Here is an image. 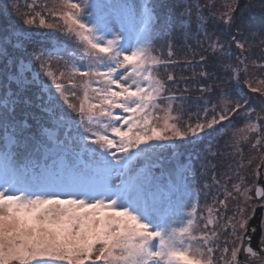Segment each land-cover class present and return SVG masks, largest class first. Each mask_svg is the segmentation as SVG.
Wrapping results in <instances>:
<instances>
[{
  "label": "snow or ice",
  "instance_id": "snow-or-ice-1",
  "mask_svg": "<svg viewBox=\"0 0 264 264\" xmlns=\"http://www.w3.org/2000/svg\"><path fill=\"white\" fill-rule=\"evenodd\" d=\"M29 7L34 11L35 6ZM156 7L153 0H52L43 12L24 15L25 28L49 30L50 38L60 32L65 40L52 45L47 55L34 51L25 61V49L16 62L4 65L0 264H214L217 252L223 264H264V219L259 227L251 223L256 215L252 202L264 209V185L249 186L240 174L254 163L251 157L244 162L245 143L261 153L254 176L259 179L264 171V77L252 75L254 69L264 72V62L248 66L244 32L250 6L241 0L219 6L217 0H196L182 10L181 27L186 36L200 38L196 47L204 53L192 48L184 64L174 59L171 41L166 57L157 53L156 40L171 29L167 20L158 29ZM24 38L28 33L21 30L15 46L23 49ZM9 43V36L0 42V57H8ZM233 46L240 55L236 62L224 63ZM192 64L201 66L202 80L212 78L210 65L223 69L214 86L201 82L200 96L191 102L195 113L185 109L188 89L177 95L170 85L180 80L166 71ZM27 73H34L31 80ZM41 75L52 86L42 105L52 126L29 136L26 121L16 118V107L22 91ZM248 93L259 94V112ZM237 116L247 123L233 128L226 141L234 150L236 182L227 178L231 189L226 187L225 198L214 199L204 215L199 179L211 169L212 184H220L208 158L209 153L217 156L211 146L199 158V173L191 163L179 165L167 180L155 170L164 152L178 156L217 126L225 128L227 122L231 127ZM230 202L235 210L226 215ZM257 233L260 241L254 248Z\"/></svg>",
  "mask_w": 264,
  "mask_h": 264
},
{
  "label": "trees",
  "instance_id": "trees-1",
  "mask_svg": "<svg viewBox=\"0 0 264 264\" xmlns=\"http://www.w3.org/2000/svg\"><path fill=\"white\" fill-rule=\"evenodd\" d=\"M52 0H0V42L3 41L5 36H9L11 43L7 44L8 57H0V97L4 94V83H5V69L4 65L6 60H11L16 62L21 56L22 51L26 49L27 55L25 56V61L32 58L31 54L36 51H43L47 55V50L57 41L63 42L65 37L60 32H55V38H50L49 30L41 29L37 27L25 28L22 24V19L24 15L31 14L35 15L36 12H43V5L45 3L51 4ZM156 4V11L160 17L161 23L157 26L160 29L163 26V22L167 20L169 22V28L171 29L170 33L164 34L161 33V38L157 39L155 42V47L158 54H163L165 57L168 52V44L171 41L173 50L176 53L174 59H178L181 64L191 58L190 52L192 48H195L196 52L199 54L203 53L202 47H196L199 37L188 34L186 36L185 30L181 27V17L179 13L184 10L189 4H195L196 0H153ZM201 3H204L205 0H200ZM225 0H217L218 6L223 4ZM15 3L17 5L16 9H12L11 5ZM264 3V0H241V4H248L250 7L248 9V15L245 20V32L244 39L248 42L249 51L246 53L248 59V66L250 69L253 68L252 61H255L257 64L264 62V9H262L261 4ZM9 6V10L5 11V6ZM30 5L35 6L34 11L29 7ZM38 25V18H37ZM21 30H24L28 33V38L23 40V49L15 46L17 44L16 36L20 35ZM194 31V27H193ZM231 37H229L230 39ZM206 47L207 42H203ZM232 55L231 59L225 58L224 63H233L236 62L237 56L240 55V50L235 49L233 46L230 49ZM196 60L199 59L197 55ZM9 68L12 67L10 63ZM54 66L55 62H54ZM59 66L63 67V61H60ZM241 68H244V65H240ZM215 68V72L213 69ZM37 71L38 66H37ZM202 70L201 66L197 64L188 65L186 67H175L168 68L166 71H173L177 79L180 80L179 84H171L170 88L175 91L177 95H180L185 88L188 89V92L185 93L189 103L185 105V109L188 112L195 113L197 111L196 107L192 105V101H195L199 98V87L201 82L206 83L210 86H214L215 83L219 82V77L223 76V69L218 64H213L208 67V72L211 75V79L202 80L199 76L200 71ZM166 71L162 70L161 75L163 78H166ZM27 78L31 80L34 73H27ZM243 78V73L241 74ZM252 75L255 79L259 80L264 77V72L260 69H254ZM181 77L186 78L188 83H185ZM51 82L47 77L41 75L40 81L37 84H32L27 89L21 93V102L16 107V118L17 120L26 121L28 125L27 135L32 136L39 132L41 127H51V122L48 119L46 112L43 110L42 105L48 99V88H51ZM43 89V93L41 92ZM12 90H15V85H12ZM218 90V89H217ZM54 91V89H53ZM245 92H248L247 88L244 89ZM250 96L254 97L253 105L258 106L259 104V94L257 93H248ZM27 101V102H25ZM201 104L203 101L200 102ZM259 108V107H258ZM260 109H257L259 112ZM71 115L75 116L74 113ZM255 119V114H253ZM247 121H244L240 116L235 117L233 120L232 126H228L225 122V128L218 127L216 132H213L211 136H205L201 141L195 145H189L180 150V155L173 156L171 152H164L160 159V166L155 170L157 176H163L165 180L168 179L169 174L173 172L181 164L191 163L195 166L196 171L201 172L200 168V159L206 153H209V148L211 146V152H216L217 156L212 157L209 153L208 158L212 164L216 165L215 173L218 180H220L219 185L212 184L211 175L212 170L208 169V174L199 179V184L201 186V195L199 199V211L203 212L204 215H207L206 207L213 203L214 199H224L225 198V188L228 190L231 189V183L228 182V177H231V182H236L235 176V164L232 163L233 156L231 155L234 151L231 147L226 146V141L232 134L233 128H238L246 124ZM224 131H227V135H222ZM2 132V130H0ZM63 138V137H62ZM255 138V136H254ZM253 139V138H252ZM255 141V140H254ZM242 152L244 162H247L248 158H252L254 163L251 168L245 167L241 170V175H243L249 186L257 184V178L254 176L255 164L259 163V159L252 156L251 145L245 143L242 145ZM260 154V153H259ZM237 163L239 158H235ZM232 164V170H229V165ZM209 183L211 187L209 189H204L203 185ZM207 193V194H205ZM255 194V189L253 187L252 193ZM255 207L260 206V202H252ZM235 210V202H230L228 211L226 215H231ZM223 213L224 210L221 209ZM223 246L221 241V247ZM216 261L214 264H223L222 261H219L220 252L216 254Z\"/></svg>",
  "mask_w": 264,
  "mask_h": 264
},
{
  "label": "water",
  "instance_id": "water-1",
  "mask_svg": "<svg viewBox=\"0 0 264 264\" xmlns=\"http://www.w3.org/2000/svg\"><path fill=\"white\" fill-rule=\"evenodd\" d=\"M257 184L264 185L262 172L260 174L259 179L257 180ZM263 211H264V209H262L260 206L256 207V215H255L253 221H251V223L253 224L254 227H259L260 221L262 220ZM259 238H260V235L258 233L253 234V247L254 248H258ZM240 259H241V261H243V259H244L243 255L240 256Z\"/></svg>",
  "mask_w": 264,
  "mask_h": 264
},
{
  "label": "rangeland",
  "instance_id": "rangeland-1",
  "mask_svg": "<svg viewBox=\"0 0 264 264\" xmlns=\"http://www.w3.org/2000/svg\"><path fill=\"white\" fill-rule=\"evenodd\" d=\"M259 105V104H258ZM253 107H255L256 108V110L257 109H259L258 108V106L255 104V106L253 105ZM262 123H264V121H262ZM253 139H252V142H255L254 140H255V138H254V136L252 137ZM251 154H252V156H254V157H256V158H258L259 160L261 159V153L259 154V152H256V151H254V150H251ZM259 163H260V161H259ZM262 172V176H263V180H264V171H261ZM258 180V179H257ZM257 180H256V183H257ZM257 207V206H256ZM262 219H264V211H263V214H262ZM259 241H260V238H259ZM258 246H259V244H258Z\"/></svg>",
  "mask_w": 264,
  "mask_h": 264
}]
</instances>
